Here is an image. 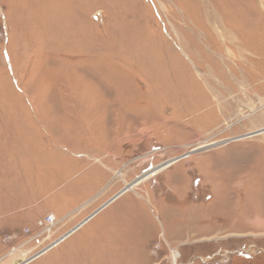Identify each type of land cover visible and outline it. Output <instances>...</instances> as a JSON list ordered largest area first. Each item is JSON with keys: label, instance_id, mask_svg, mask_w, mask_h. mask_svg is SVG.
<instances>
[{"label": "rangeland", "instance_id": "1", "mask_svg": "<svg viewBox=\"0 0 264 264\" xmlns=\"http://www.w3.org/2000/svg\"><path fill=\"white\" fill-rule=\"evenodd\" d=\"M125 188L29 264H264V0H0V264Z\"/></svg>", "mask_w": 264, "mask_h": 264}, {"label": "built area", "instance_id": "2", "mask_svg": "<svg viewBox=\"0 0 264 264\" xmlns=\"http://www.w3.org/2000/svg\"><path fill=\"white\" fill-rule=\"evenodd\" d=\"M58 223L59 219H57L55 215L47 214L37 220V230L35 232H30L29 229L23 230V236L27 237V239L20 245L19 248L31 245V252L25 254L27 261H33L34 259L44 255L46 252L58 246L68 237L69 231H67L64 235L62 234L59 238H56L53 241L49 240L51 233H53V230L55 229ZM15 237L16 235L6 236L4 241H9ZM15 250L16 248L11 249V251Z\"/></svg>", "mask_w": 264, "mask_h": 264}, {"label": "bare ground", "instance_id": "3", "mask_svg": "<svg viewBox=\"0 0 264 264\" xmlns=\"http://www.w3.org/2000/svg\"><path fill=\"white\" fill-rule=\"evenodd\" d=\"M222 37V36H221ZM237 52H238V50H237ZM256 133H254V135H255ZM247 137H250L249 135L247 136ZM191 152V151H190ZM194 152V151H193ZM190 153H186V154H184V157H183V155H182V158H186V157H188V155H189ZM181 157V156H180ZM181 160V159H180ZM177 161H179V157H177V158H175V159H172V161H171V164H173V163H175V162H177ZM165 163H163V164H161L160 166H161V168H163L165 165H164ZM117 176H120V174L119 173H117L116 174ZM144 175V174H143ZM142 175V176H143ZM142 176H140L139 177V179H136L135 181H137V180H140V179H142L143 177ZM134 181V182H135ZM129 187V186H128ZM131 188V187H130ZM86 221H88L87 219L86 220H84L83 222H81L79 225H77V226H75L73 229H71L68 233V236L71 234V233H73L75 230H77L81 225H83ZM64 235V234H63ZM172 259H176L177 258V253H176V251L175 250H172ZM11 254V253H10ZM9 254V255H10ZM26 253H19V254H17V255H15V256H12V257H10L9 259H7V260H5V261H2L1 262V264H29L30 262H32V261H30V260H28L27 261V259H26V255H25ZM37 259V258H36ZM35 260V259H34ZM173 260V261H174ZM176 264V263H175Z\"/></svg>", "mask_w": 264, "mask_h": 264}, {"label": "crops", "instance_id": "4", "mask_svg": "<svg viewBox=\"0 0 264 264\" xmlns=\"http://www.w3.org/2000/svg\"><path fill=\"white\" fill-rule=\"evenodd\" d=\"M216 92H217V91H216ZM218 93H219V92H218ZM43 164H44V163H43ZM44 166H46V164H44ZM34 179H36V178L34 177ZM34 179H33V180H34ZM120 196H121V195H120ZM120 196H119V197H120ZM117 198H118V197H117ZM117 198H116V199H117ZM116 199H115V200H116ZM113 201H114V200H113ZM113 201H112V202H113ZM107 202H108V201H107ZM107 202H106V203H107ZM112 202H110V203H112ZM106 203H105V204H106ZM110 203H109V204H110ZM105 204H104V205H105ZM109 204L105 205L101 210H103V209H104L106 206H108ZM37 205H38V204H37ZM101 207H102V206H100L99 208H101ZM99 208H97V210H98ZM97 210H96V211H97ZM101 210H99L95 215H93V216H92L88 221H86L85 223L88 224L89 222H91V221H92V220H93V219H94V218H95V217L101 212ZM96 211H93L90 215H88V217L91 216V215H92L94 212H96ZM88 217H87V218H88ZM85 220H86V219H85ZM83 221H84V220H83ZM83 221H81V222H83ZM81 222L77 223L75 226L79 225ZM85 223H84V224H85ZM84 224H83V225H84ZM75 226H74V227H75ZM81 226H82V225H81ZM81 226H80V227H81ZM74 227H73V228H74ZM80 227H79V228H80ZM73 228H71V229H73ZM79 228H78V229H79ZM71 229H70V230H71ZM70 230H69V231H70ZM75 231H76V230H75ZM75 231H74V232H75ZM71 234H72V233H71Z\"/></svg>", "mask_w": 264, "mask_h": 264}, {"label": "water", "instance_id": "5", "mask_svg": "<svg viewBox=\"0 0 264 264\" xmlns=\"http://www.w3.org/2000/svg\"><path fill=\"white\" fill-rule=\"evenodd\" d=\"M254 134H250L249 136H253ZM193 151H191L190 153H192ZM184 157V155H183ZM182 159V156L179 157V160ZM128 189H123L122 191H120L116 196H114L112 199H110L105 205L109 204L110 202H112L113 200H115L117 197H119L120 195H122L124 192H126ZM105 205H103L101 208H99L96 212H94L91 216H89L87 218V220H89L93 215H95L99 210H101Z\"/></svg>", "mask_w": 264, "mask_h": 264}]
</instances>
